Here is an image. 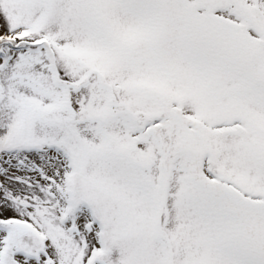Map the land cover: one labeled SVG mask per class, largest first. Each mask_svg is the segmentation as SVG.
Instances as JSON below:
<instances>
[{"label":"snow or ice","instance_id":"6c2138e0","mask_svg":"<svg viewBox=\"0 0 264 264\" xmlns=\"http://www.w3.org/2000/svg\"><path fill=\"white\" fill-rule=\"evenodd\" d=\"M0 264H264V0H0Z\"/></svg>","mask_w":264,"mask_h":264}]
</instances>
